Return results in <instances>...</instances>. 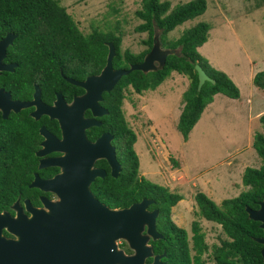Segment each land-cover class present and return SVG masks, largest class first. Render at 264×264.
I'll list each match as a JSON object with an SVG mask.
<instances>
[{"label": "trees", "instance_id": "1", "mask_svg": "<svg viewBox=\"0 0 264 264\" xmlns=\"http://www.w3.org/2000/svg\"><path fill=\"white\" fill-rule=\"evenodd\" d=\"M256 4H264V0H256ZM205 9V0H190L172 8L167 0H140V8L134 12L140 23L134 27V31L147 34L146 39L141 41L146 48L133 54L120 50L121 31L117 27L106 31L92 29L90 33L82 34L57 0H0V39L5 33L15 35L6 48L4 62H15L16 68L12 73L0 74V87L5 89L30 88V83L35 82L41 89V96L48 97V93L57 89L69 101L73 94H79L82 90L63 81V76L80 81L98 74L105 63L107 42H111L115 49L111 62L114 69H127L130 64L141 62L152 45L154 32L162 48H179L175 55L165 58L161 70L145 74L131 71L122 76L111 91L102 93L100 104L107 114L99 118V127L86 130L89 140H93L100 131L111 133V144L120 166L118 176L112 178L106 162L96 161L94 165L103 168L106 176L96 178L89 190L99 202L115 209L128 207L142 198L154 200V204L148 208L158 211L155 228L163 237L149 241V244L154 254L165 253L162 260L166 264H204L203 256L209 246L204 241L198 222H191V236L188 238L186 231L170 220V208L181 196L138 175V159L133 150L136 136L126 125L121 106L124 91L128 88L142 94L154 90L173 72L185 77L188 86L182 93L183 105L176 123V130L185 141L215 94L238 99L239 90L235 84L225 73L214 69L197 51L206 42L207 23L198 22L182 31L175 40L166 39L168 32L200 16ZM195 64L214 81L213 84L204 82L199 91L196 90ZM20 79L31 80L21 83ZM251 81L255 88L263 90L264 70L253 74ZM257 120L262 132L254 135L252 147L261 163L258 168H244L241 184L246 189L233 198L221 200L219 205L203 193L194 194L197 215L219 225L225 236L219 246H210L208 255L214 264H263L260 256L262 246L254 239L264 235L259 223L248 219L245 212L246 207L256 209L264 197V114L258 116ZM119 247L130 252L124 242Z\"/></svg>", "mask_w": 264, "mask_h": 264}, {"label": "rangeland", "instance_id": "2", "mask_svg": "<svg viewBox=\"0 0 264 264\" xmlns=\"http://www.w3.org/2000/svg\"><path fill=\"white\" fill-rule=\"evenodd\" d=\"M80 32L92 29L121 31L120 50L138 54L146 48V33L134 31L140 23L134 12L140 0H57ZM170 8L190 0H167ZM206 9L166 34L175 40L198 22L209 25L206 42L198 53L216 70L225 73L239 90L238 99L215 94L183 141L176 130L182 110L185 77L171 73L154 90L142 94L124 91L121 111L126 125L135 133L133 150L138 175L166 188L181 199L170 208V220L191 236L190 224L198 222L209 250L204 264H214L210 246L225 238L219 225L197 215L196 192L219 205L245 190L244 168H258L260 158L252 147L262 132L257 117L264 114V89L252 84V76L264 70V4L256 0H205ZM115 31V30H114ZM116 33V31H115ZM175 162L176 164H173ZM120 248V247H119Z\"/></svg>", "mask_w": 264, "mask_h": 264}, {"label": "water", "instance_id": "3", "mask_svg": "<svg viewBox=\"0 0 264 264\" xmlns=\"http://www.w3.org/2000/svg\"><path fill=\"white\" fill-rule=\"evenodd\" d=\"M14 34L7 33L0 39V72H13L15 63H2L5 49L11 44ZM107 53L104 66L98 74L82 81L67 78V82L83 90L66 103L61 95H56L52 107L36 103L38 112L58 121L60 139L51 140V148L61 156L48 161V165L59 168V172L49 181H36L30 186L52 191L54 201L42 200L41 208L25 207L28 216L17 212L13 217L0 214V226L13 236L4 238L0 233V264H164L165 253L154 254L149 241L162 239L155 228L157 210L149 211L154 200L142 198L128 207L111 209L99 202L89 190L96 178H104L106 172L94 167L97 160H104L109 167V175L116 178L120 166L115 160L111 136L102 133L95 141H88L84 131L100 124L95 119L107 114L99 105L102 93H108L122 76L131 71L142 73L161 70L168 55H175L179 48H162L154 32L153 42L141 62L130 64L127 69L112 68L115 49L111 42L106 43ZM199 91L204 82L211 84L203 69L194 65ZM35 87L33 98H38ZM9 94L0 89V107L28 106L8 101ZM38 102V101H37ZM88 110L91 118H83ZM47 142V139L45 140ZM43 146H45V143ZM248 219L259 223L264 235V197L256 209L246 207ZM118 241L126 244L129 253L119 248ZM260 244V256L264 264V236L255 238ZM150 259V262H147Z\"/></svg>", "mask_w": 264, "mask_h": 264}, {"label": "flooded vegetation", "instance_id": "4", "mask_svg": "<svg viewBox=\"0 0 264 264\" xmlns=\"http://www.w3.org/2000/svg\"><path fill=\"white\" fill-rule=\"evenodd\" d=\"M14 38L15 35L13 39ZM4 58L1 61L2 63H15L10 61L4 62ZM15 68L16 67H14V69ZM67 78L68 77L63 76V81L66 83H68L66 80ZM29 80L31 79H20L19 82L27 83ZM10 81L13 82L12 80ZM30 84V88L28 86L11 89L0 87V89H3L4 92L9 94V102L17 103L18 105L29 103L28 106L22 105V107L20 106L17 109L10 107L9 103L2 104L0 107V214H7L11 217L17 212H21L27 216L29 215L25 207V202H27L31 208H41L42 200L54 201L56 199V195L52 191L41 189L38 186H30L33 182L49 181L57 175L59 168L48 165L47 163L48 161L61 156V153L57 151H47V149L51 148V140H53V138L60 139L61 137L58 121L54 118H50L46 114L38 112L36 103L46 107H52L58 93L66 103H69L74 96L83 93V90L80 88L82 90L81 93L73 94L70 100L66 101L64 93L57 89L53 90L52 93H48L51 96L48 95V97H46V95L41 96V89L35 82H31ZM68 84L71 85L70 83ZM35 87L39 90L38 98H36V100L33 98ZM99 105L101 106L100 103ZM101 117L95 118L100 125L101 122L99 121V118ZM83 118H91V114L88 110L83 112ZM89 129L90 128L86 130ZM86 130L84 131L85 137L91 142L95 141L102 133L110 134L111 140L109 144L113 147L115 156V148L111 144L113 139L111 133L108 131H100L93 140H89L86 136ZM46 139L47 142L45 141ZM44 142H46L45 146H43ZM93 166L97 167L96 165ZM147 209L149 211L154 210ZM0 233L4 238H13L3 226H0ZM120 243L121 241L117 242L118 247ZM163 262L166 264V261Z\"/></svg>", "mask_w": 264, "mask_h": 264}, {"label": "clouds", "instance_id": "5", "mask_svg": "<svg viewBox=\"0 0 264 264\" xmlns=\"http://www.w3.org/2000/svg\"><path fill=\"white\" fill-rule=\"evenodd\" d=\"M244 188H245V187H244ZM245 189H246V188H245ZM240 192H241V191H240ZM238 194H239V193H238ZM238 194H237V195H238ZM237 195H236V196H237ZM220 202H221V201H220ZM204 220H205V219H204ZM121 242H122V241H121ZM161 260H162V259H161Z\"/></svg>", "mask_w": 264, "mask_h": 264}]
</instances>
